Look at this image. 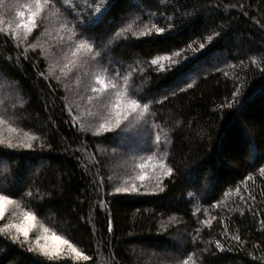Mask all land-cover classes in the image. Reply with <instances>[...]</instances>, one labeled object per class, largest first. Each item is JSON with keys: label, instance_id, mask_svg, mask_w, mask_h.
<instances>
[{"label": "trees", "instance_id": "trees-1", "mask_svg": "<svg viewBox=\"0 0 264 264\" xmlns=\"http://www.w3.org/2000/svg\"><path fill=\"white\" fill-rule=\"evenodd\" d=\"M46 1L142 116L74 97L53 34L26 47L0 25L7 110L31 137L0 143V193L64 241L0 223V264H264V0ZM105 107L110 126L90 120ZM141 149L163 161L145 191L125 184Z\"/></svg>", "mask_w": 264, "mask_h": 264}, {"label": "rangeland", "instance_id": "rangeland-1", "mask_svg": "<svg viewBox=\"0 0 264 264\" xmlns=\"http://www.w3.org/2000/svg\"><path fill=\"white\" fill-rule=\"evenodd\" d=\"M32 13H35L32 17L34 23L28 24ZM58 14V10L46 0H0V25L26 47L36 39L39 40L44 34H53L49 39L51 46L46 50L48 55L56 60L54 65L57 68L59 66L71 68L66 77V85L70 86L74 97L86 103L90 102L87 100H91L98 103L99 107L109 104L106 107L116 111L115 118L118 122L120 120L127 122L130 117H141L142 113L135 107L138 104L124 94L122 90L125 86L119 82L122 85L120 86L118 83V79L122 78L119 71L114 72L112 68H108L102 56L92 54L88 46L80 47L81 44L86 45V43L74 35L73 28L63 22ZM25 24H28L27 28L23 27ZM0 87H2L0 88V143L12 147L28 144L31 140L30 135L16 126L13 111L10 108L7 110L8 104L16 98V91H12L7 83L0 82ZM97 106L93 107L96 109ZM106 107L103 113L95 111L90 120L108 121L109 124L106 125L110 126L115 118L108 117ZM133 149L130 148V151ZM140 151L139 158L137 155L136 158L131 159L133 163L138 160L136 168H129L132 173L135 171L138 173H129V176L125 177L127 179L125 184L130 182L129 187L145 191L151 186L155 187L153 183L157 181L163 161L156 152L146 153L142 149ZM120 152L125 154V158L130 154ZM121 162L125 163L126 159H122ZM22 205L20 201L0 193V223L7 222L8 226L19 228L25 235L34 236L44 248L53 250L62 248L63 239L56 237L42 220L23 209Z\"/></svg>", "mask_w": 264, "mask_h": 264}, {"label": "snow or ice", "instance_id": "snow-or-ice-1", "mask_svg": "<svg viewBox=\"0 0 264 264\" xmlns=\"http://www.w3.org/2000/svg\"><path fill=\"white\" fill-rule=\"evenodd\" d=\"M39 3H37V9H39ZM20 15H23V13H20ZM35 16V13H32V16L31 17H29V20H28V24H31V23H34V21H33V19H32V17H34ZM28 24H25V25H23V27H28ZM29 31H31V29H29ZM86 45H83V44H81L80 45V47H85ZM153 63H157V61H153ZM170 171V170H169ZM118 191H125L126 189H117ZM31 218V217H30Z\"/></svg>", "mask_w": 264, "mask_h": 264}]
</instances>
